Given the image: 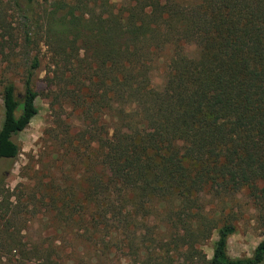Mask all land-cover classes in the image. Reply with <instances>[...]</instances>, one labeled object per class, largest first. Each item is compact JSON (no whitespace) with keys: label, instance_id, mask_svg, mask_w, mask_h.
<instances>
[{"label":"trees","instance_id":"obj_1","mask_svg":"<svg viewBox=\"0 0 264 264\" xmlns=\"http://www.w3.org/2000/svg\"><path fill=\"white\" fill-rule=\"evenodd\" d=\"M0 31V54L11 61L18 46L22 62L21 91L7 76L17 66L3 71L0 160L18 156L12 137L38 114L34 37L49 56L45 98L69 109L59 143L83 171L48 188L53 234L68 227L103 254L136 251L140 223L162 210L169 234L139 244H152L149 264L183 250L198 264H264V235L250 257H229L235 228L203 203L245 190L264 207V0H0ZM11 225L0 216V264H47ZM213 231L206 260L196 245Z\"/></svg>","mask_w":264,"mask_h":264},{"label":"rangeland","instance_id":"obj_2","mask_svg":"<svg viewBox=\"0 0 264 264\" xmlns=\"http://www.w3.org/2000/svg\"><path fill=\"white\" fill-rule=\"evenodd\" d=\"M39 1L49 3L53 0ZM16 26V23H11V27L15 28ZM1 34L0 31V36ZM33 40L35 44L29 48V57L38 55L41 60V66L36 71L35 82L39 94L36 101L38 114L24 131L12 137L19 148L18 156L14 160H0V216L4 217L6 221H11V230L15 232L16 238L21 244H25L27 248L29 245L33 248L36 245L41 247L40 255L34 252L30 254L32 261L34 258L36 260L37 256H41V261L44 260L49 264L53 258L52 248L59 246L60 252L57 250L59 252L57 257L60 264H149L152 261L146 248L152 244L149 242L145 246L139 244L143 236L148 240L149 238H166L169 234L171 228L169 224L163 222L162 210L140 223L134 241L137 247L136 251L121 245L122 250L111 247L108 253L103 254L91 241L76 236L68 227L61 228L57 234L52 233L55 230V223L51 221L49 207L46 206L49 195L48 188L53 183L65 187L70 180H73L72 182L79 181V175L83 169L80 163L64 155V147L59 143V137L63 133L60 128L66 126H61L60 121L64 120L69 109L56 110L55 112L51 109L48 99L45 98L44 78L49 64L48 51L42 38L34 37ZM4 54L7 55V50L0 54V87L4 79L3 71H6L5 69L10 68L11 65H15L17 66L16 72L7 73V76L21 91L22 73L20 72L22 67L20 66L22 62L18 59L21 54L20 48L17 46L14 53L10 52L12 56L16 55L11 61H7ZM163 81L164 75L161 69L151 75V83L154 87H160ZM1 120L0 88V123ZM70 121L69 119L68 123ZM211 195H205L203 201L206 206V216L219 226L223 221H226L235 228V233L228 238L227 253L229 257L235 259L250 257L264 235V207L260 206L262 200L249 196L245 190L221 197H211ZM109 228L113 229V225ZM102 231L99 228L97 234L102 235ZM114 234L117 232L114 231ZM216 239L217 233L213 231L209 239L196 245V249L206 260L212 256ZM33 248L32 250H34ZM135 252L136 256L133 255ZM4 253L0 249L2 256ZM171 255L174 264H198L196 259L190 261L185 250L180 254L172 253Z\"/></svg>","mask_w":264,"mask_h":264}]
</instances>
